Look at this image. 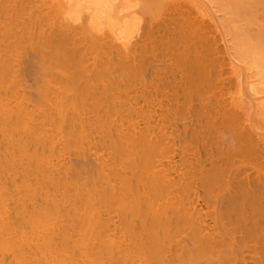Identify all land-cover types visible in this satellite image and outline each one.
<instances>
[{
  "label": "bare ground",
  "instance_id": "1",
  "mask_svg": "<svg viewBox=\"0 0 264 264\" xmlns=\"http://www.w3.org/2000/svg\"><path fill=\"white\" fill-rule=\"evenodd\" d=\"M205 2L0 0V264H264V0Z\"/></svg>",
  "mask_w": 264,
  "mask_h": 264
},
{
  "label": "rangeland",
  "instance_id": "2",
  "mask_svg": "<svg viewBox=\"0 0 264 264\" xmlns=\"http://www.w3.org/2000/svg\"><path fill=\"white\" fill-rule=\"evenodd\" d=\"M207 2L209 3V0H206L205 3L207 4ZM210 3H211V5H212V2H211V1H210ZM207 5H208V4H207ZM214 6H215V5H212L211 7L213 8L214 12L217 13V14H216V15L218 16L217 18L220 17V18H219V21H220V20L222 21V20H223V19H222L223 17H221L222 14L219 13L217 7L214 8ZM221 21H220V22H221ZM223 21H224V20H223ZM221 24L223 25V23H221ZM222 25H221V26H222ZM223 27H224V25L221 27L222 30L225 28V27H224V28H223ZM224 30H225V29H224ZM226 37H227L226 41L229 42L231 38H230L227 34H226ZM228 42H227V43H228ZM228 46H229V49H230V47H231L230 51H231V53H233L234 50L232 49V41H230V42L228 43ZM226 134L228 135L229 133H225V135H226ZM225 135H223V136H225ZM230 136H231V135H229V137H230ZM227 137H228V136H226L225 138H227ZM231 137H232V136H231ZM228 140H229V139H228ZM230 140H232V138H230Z\"/></svg>",
  "mask_w": 264,
  "mask_h": 264
}]
</instances>
